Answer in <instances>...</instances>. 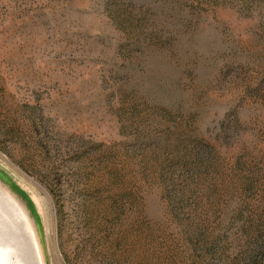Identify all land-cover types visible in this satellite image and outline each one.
I'll list each match as a JSON object with an SVG mask.
<instances>
[{
    "label": "rangeland",
    "instance_id": "1",
    "mask_svg": "<svg viewBox=\"0 0 264 264\" xmlns=\"http://www.w3.org/2000/svg\"><path fill=\"white\" fill-rule=\"evenodd\" d=\"M0 188L36 264H264V0H0Z\"/></svg>",
    "mask_w": 264,
    "mask_h": 264
},
{
    "label": "bare ground",
    "instance_id": "2",
    "mask_svg": "<svg viewBox=\"0 0 264 264\" xmlns=\"http://www.w3.org/2000/svg\"><path fill=\"white\" fill-rule=\"evenodd\" d=\"M24 218L23 212L20 210L14 200L7 195V193L0 188V243L7 240V236L20 245L24 253L30 256L34 262L33 253L31 251V244L27 237L26 231L29 230L31 236V228L28 226L25 218V225L21 222V216ZM26 226V228H24ZM33 238V236H32ZM5 239V240H3ZM11 256L9 250L1 248L0 246V264H10ZM12 264V263H11Z\"/></svg>",
    "mask_w": 264,
    "mask_h": 264
},
{
    "label": "water",
    "instance_id": "3",
    "mask_svg": "<svg viewBox=\"0 0 264 264\" xmlns=\"http://www.w3.org/2000/svg\"><path fill=\"white\" fill-rule=\"evenodd\" d=\"M20 216H21V222H23L24 225H25L24 218L22 217V215H20ZM24 228H26V226H24ZM26 230H27V228H26ZM26 234H27V237H28V239L30 241V244H31V251L33 253L34 262H33L32 258L30 256H28L26 254H23L24 253V250L22 252V250L20 248V245L19 244H16L9 237L10 235L7 236V240L6 241L2 242L4 244H1L0 243L1 248H6L7 250H9V253H10V256H11V263L12 264H23V263L24 264H27V263L28 264H36L37 259H36V253H35V244H34L33 238L31 236L29 230L26 231ZM3 240H5V239H3ZM20 252L23 254V256H24L23 258L20 256V254H19Z\"/></svg>",
    "mask_w": 264,
    "mask_h": 264
},
{
    "label": "trees",
    "instance_id": "4",
    "mask_svg": "<svg viewBox=\"0 0 264 264\" xmlns=\"http://www.w3.org/2000/svg\"><path fill=\"white\" fill-rule=\"evenodd\" d=\"M239 124H240L239 121H237V126L240 128ZM194 146L199 149V152L202 156L200 158L201 162L208 161L211 158H213L212 153L215 151L216 146L215 143H213L210 139L205 137L196 138L194 140Z\"/></svg>",
    "mask_w": 264,
    "mask_h": 264
}]
</instances>
